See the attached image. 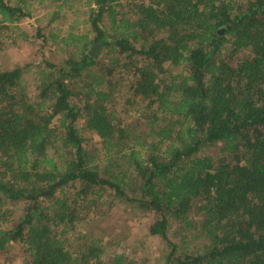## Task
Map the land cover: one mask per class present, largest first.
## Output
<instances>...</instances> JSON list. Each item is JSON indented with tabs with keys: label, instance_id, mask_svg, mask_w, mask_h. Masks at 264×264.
Masks as SVG:
<instances>
[{
	"label": "trees",
	"instance_id": "obj_1",
	"mask_svg": "<svg viewBox=\"0 0 264 264\" xmlns=\"http://www.w3.org/2000/svg\"><path fill=\"white\" fill-rule=\"evenodd\" d=\"M32 1L0 0V55L24 25L43 52L34 93V63L0 66V256L136 264L80 227L106 206L156 215L162 264H264V0H57L89 26L60 62Z\"/></svg>",
	"mask_w": 264,
	"mask_h": 264
},
{
	"label": "rangeland",
	"instance_id": "obj_2",
	"mask_svg": "<svg viewBox=\"0 0 264 264\" xmlns=\"http://www.w3.org/2000/svg\"><path fill=\"white\" fill-rule=\"evenodd\" d=\"M142 1L144 0H121L126 9H129L132 4ZM31 5L33 13L30 21L43 28L50 39L44 49L45 55L54 62H60L70 51H73L72 49L65 50L64 44L60 42L61 39L71 32L82 34L89 30V26L83 23L87 17L85 2L75 1L62 5V2L57 0H33ZM24 26L29 29L30 39L28 41H23L20 38L14 42V37L18 34L12 33L11 30L4 31L8 38L4 40L8 41V44L4 46L0 55V66L11 68L18 64L34 63L32 71L26 74V81L34 93L36 92L33 81L35 64L39 63L43 52L40 48L41 41L34 37L36 27ZM91 36L93 37V33ZM92 52L98 57L104 56V61H108L107 49L101 50L95 45ZM81 125L83 126L84 123L82 122ZM84 133L90 139L91 147L99 149L102 147L101 138L95 132L85 129ZM216 152V148L211 149L209 155ZM95 210L97 216L91 212L85 221L83 217L79 225L81 228L84 227L85 232L110 242L109 251L112 254L114 252L125 253L127 258L136 264H162L158 258L161 256L160 250L165 241L149 232L150 226L156 220V215L153 212L135 215L123 207H115L106 212V206L98 207ZM88 213H84L83 216ZM19 215L20 211L18 210L15 218L17 219ZM117 241H119V245L115 246ZM24 259L23 249L20 246H15L0 256V264H24Z\"/></svg>",
	"mask_w": 264,
	"mask_h": 264
},
{
	"label": "water",
	"instance_id": "obj_3",
	"mask_svg": "<svg viewBox=\"0 0 264 264\" xmlns=\"http://www.w3.org/2000/svg\"><path fill=\"white\" fill-rule=\"evenodd\" d=\"M97 48H99V49H100V48H101V46H100V45H98V47H97Z\"/></svg>",
	"mask_w": 264,
	"mask_h": 264
}]
</instances>
